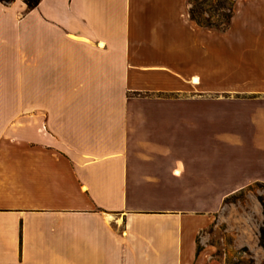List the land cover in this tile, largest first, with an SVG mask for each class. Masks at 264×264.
I'll list each match as a JSON object with an SVG mask.
<instances>
[{"label": "crops", "instance_id": "1", "mask_svg": "<svg viewBox=\"0 0 264 264\" xmlns=\"http://www.w3.org/2000/svg\"><path fill=\"white\" fill-rule=\"evenodd\" d=\"M239 7L216 88L182 0L0 2V264H221L198 239L264 184V0Z\"/></svg>", "mask_w": 264, "mask_h": 264}, {"label": "rangeland", "instance_id": "2", "mask_svg": "<svg viewBox=\"0 0 264 264\" xmlns=\"http://www.w3.org/2000/svg\"><path fill=\"white\" fill-rule=\"evenodd\" d=\"M239 4L240 0H228L233 16L224 30H214L215 53L211 66L214 69L212 83L216 88L236 86L238 83ZM182 9L185 17L188 15L189 0H182ZM225 12H216L213 19L218 21L219 14ZM203 18H207L206 15ZM263 185L253 184L232 195L225 202L228 207L220 213L215 225L198 239L203 244L200 246L198 243V248L212 250V256L221 264H264V251L259 245L260 229L263 227Z\"/></svg>", "mask_w": 264, "mask_h": 264}, {"label": "trees", "instance_id": "3", "mask_svg": "<svg viewBox=\"0 0 264 264\" xmlns=\"http://www.w3.org/2000/svg\"><path fill=\"white\" fill-rule=\"evenodd\" d=\"M14 1L15 0H0V2L4 4H8ZM22 1L24 2L28 10L35 8L40 2V0H22ZM227 3L228 0H189L188 17L192 22H194L198 26L213 28L222 31L228 26L233 16L232 7L231 6L229 7ZM220 10H226V12L219 14L220 16H218V18L220 19H217L218 21H216L213 19V17L216 14V12ZM204 15H206L207 18H203ZM256 184H262V183H256ZM232 195L227 197L225 199V202L229 201V198ZM261 203L263 207L262 209L263 227L260 229L259 245L264 251V204L263 202ZM197 251H199V248Z\"/></svg>", "mask_w": 264, "mask_h": 264}]
</instances>
